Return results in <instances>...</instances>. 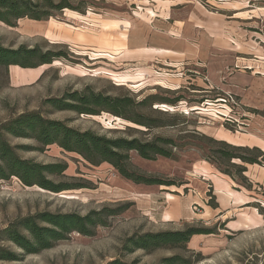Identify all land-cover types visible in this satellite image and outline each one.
I'll return each mask as SVG.
<instances>
[{
  "label": "rangeland",
  "instance_id": "1",
  "mask_svg": "<svg viewBox=\"0 0 264 264\" xmlns=\"http://www.w3.org/2000/svg\"><path fill=\"white\" fill-rule=\"evenodd\" d=\"M70 1L82 4L85 13L66 9L48 20L20 19L15 26L0 21V40L7 47L38 45L67 54L36 68L12 66L8 75L0 67V123L34 110L78 129L111 136L139 135L142 139L161 137L182 142L188 130L197 129L233 145L264 150V53H258V58L249 56L248 64L253 69H246L247 76L238 81L243 89L230 91L225 89L226 75L212 83L214 79L194 63L169 67L161 63L166 62L163 55L159 63L132 61L124 56L101 55L89 46L97 45L98 39L101 44L110 40L112 28L106 20L128 18L136 8L131 3L134 0ZM248 1L249 9L264 6L263 1ZM249 24L264 34V11H259L257 23L250 20ZM249 29V48L254 52L264 45L251 37ZM86 88L129 95L138 101L154 96L151 106L127 114L147 113L158 126L147 131L107 111L80 114L59 110L47 101ZM177 97L181 100L175 104L167 101ZM9 140L13 145L28 146L19 149L22 157L43 163L66 162L64 174L53 178L81 187L53 192L38 185L27 186L17 177L0 181V256L3 252L16 255L12 260L0 257V264H108L117 258L128 264H159L163 257L175 254L191 258V264H264V160L262 164H246L247 184L252 186L249 189L193 153L150 160L131 151L132 170L176 183L145 185L123 178L108 163L92 165L56 144L39 151L35 149L39 143L33 139L9 136ZM123 205L128 206L108 217V223L96 227L93 235L73 232L36 253L25 251L8 239L6 232L18 227L28 235L20 221L42 212L86 215L106 206ZM189 225L214 232L194 235L187 248L152 252L123 249L126 238L136 232L177 230Z\"/></svg>",
  "mask_w": 264,
  "mask_h": 264
},
{
  "label": "trees",
  "instance_id": "2",
  "mask_svg": "<svg viewBox=\"0 0 264 264\" xmlns=\"http://www.w3.org/2000/svg\"><path fill=\"white\" fill-rule=\"evenodd\" d=\"M82 4L75 5L70 0H0V21L15 26L20 19L48 20L58 16L66 9L85 13ZM63 51L42 49L40 46L30 47L21 44L17 48L7 47L0 40V67L5 68L7 75L12 65L22 68H36L51 64L55 60L66 58ZM154 96H146L136 100L129 95H110L95 92L86 88L82 91L67 92L61 98H49L47 101L59 110H74L80 114L98 115L107 111L123 117L138 126L151 130L158 125L147 113L136 112V116L127 111L151 106ZM181 98L167 100L175 104ZM143 134L144 130L129 128ZM9 136L29 138L37 141L36 150L43 151L47 146L56 144L67 152L79 154L88 163L98 166L103 163L112 165L125 179L136 184L173 185L172 181L138 173L129 167L130 152L136 151L144 159L166 157L176 159L179 152L193 153L199 159L208 161L222 173L231 176L239 184L251 188L247 184L246 164H262L264 150L258 146L233 145L224 140L207 135L197 129L188 130L182 142L172 138L156 137L142 139L139 135L111 136L93 129H78L67 121L51 119L39 111H27L0 123V181L17 177L27 186L38 185L43 189L61 192L75 189L71 183L56 181L53 176L64 174L68 169L66 162L43 163L19 154L20 148L26 145H13ZM179 148L178 152L174 149ZM237 160L241 163H237ZM128 205L121 208L103 207L92 210L86 215L77 212L52 213L42 212L25 217L20 224L27 234L18 227L6 230L8 239L15 242L28 253H36L53 246L55 242L64 240L73 232L93 235L95 228L108 223V217L115 216ZM217 207V206H216ZM19 224V225H20ZM211 228L189 225L183 229L136 232L126 238L123 249L132 252L138 249L152 252L160 248H187L191 238L197 234L213 233ZM12 260L16 257L11 252H3L0 256ZM191 258L175 254L163 257L159 264H191ZM108 264H128L114 259Z\"/></svg>",
  "mask_w": 264,
  "mask_h": 264
},
{
  "label": "crops",
  "instance_id": "3",
  "mask_svg": "<svg viewBox=\"0 0 264 264\" xmlns=\"http://www.w3.org/2000/svg\"><path fill=\"white\" fill-rule=\"evenodd\" d=\"M141 1L145 2L131 1L136 8L128 18L106 20L112 28L109 41L101 44L98 39L97 45L89 46L101 55L124 56L132 61L148 59L159 63L163 55L166 62L161 63L169 67L194 63L202 67L209 79H214L212 83L224 74L225 89H243L238 81L245 79L248 69H253L248 64L249 56L258 58V53H264L263 46L254 52L249 48V28L251 37L264 45V34L249 24L250 20L257 23L264 6L249 9L248 0Z\"/></svg>",
  "mask_w": 264,
  "mask_h": 264
}]
</instances>
